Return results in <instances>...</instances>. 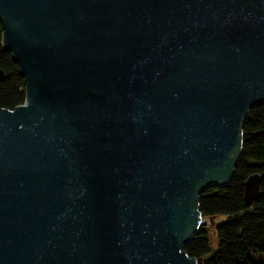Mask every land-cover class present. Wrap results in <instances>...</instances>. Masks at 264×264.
Returning a JSON list of instances; mask_svg holds the SVG:
<instances>
[{
	"label": "water",
	"instance_id": "water-1",
	"mask_svg": "<svg viewBox=\"0 0 264 264\" xmlns=\"http://www.w3.org/2000/svg\"><path fill=\"white\" fill-rule=\"evenodd\" d=\"M0 20L26 84L0 108V264H200V194L264 103V0H0Z\"/></svg>",
	"mask_w": 264,
	"mask_h": 264
},
{
	"label": "trees",
	"instance_id": "trees-1",
	"mask_svg": "<svg viewBox=\"0 0 264 264\" xmlns=\"http://www.w3.org/2000/svg\"><path fill=\"white\" fill-rule=\"evenodd\" d=\"M4 25L0 20V108L15 109L25 103L26 84L12 52L3 45ZM257 175L260 195L246 200V182ZM200 210L206 217L226 216L217 224L214 250L209 229L201 227L184 246L200 264H264L249 251H264V103L253 106L243 124V147L231 180L208 187L200 194Z\"/></svg>",
	"mask_w": 264,
	"mask_h": 264
},
{
	"label": "rangeland",
	"instance_id": "rangeland-1",
	"mask_svg": "<svg viewBox=\"0 0 264 264\" xmlns=\"http://www.w3.org/2000/svg\"><path fill=\"white\" fill-rule=\"evenodd\" d=\"M227 217L226 216H215L213 218V222L211 221L210 217H206V226L207 229H209L212 242H213V248L216 250L217 248V236H216V226L220 222L224 221ZM249 255L255 260V261H262L264 262V251H258V250H251L249 251Z\"/></svg>",
	"mask_w": 264,
	"mask_h": 264
}]
</instances>
